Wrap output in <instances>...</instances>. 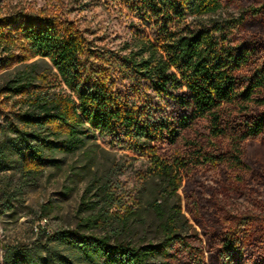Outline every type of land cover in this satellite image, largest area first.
<instances>
[{
    "label": "trees",
    "instance_id": "obj_1",
    "mask_svg": "<svg viewBox=\"0 0 264 264\" xmlns=\"http://www.w3.org/2000/svg\"><path fill=\"white\" fill-rule=\"evenodd\" d=\"M226 1L140 0L144 21L160 28L154 38L142 36L137 48L117 56L119 66L128 77L149 82L157 95L191 110L153 123L143 119L130 98L114 90L107 70L85 67L84 39L74 24L25 13L0 18V73L36 58L49 60L54 69L53 75L18 73L0 90V104L21 97L29 109L0 124V133H14L20 141L25 180L36 183L50 166L61 171L58 154H75L99 136L123 135L170 149L167 156L159 154L158 147L147 149L164 181L165 196L178 197L187 177L209 167H223L242 181L251 171L245 144L264 138V48L255 43L225 47L217 36L219 25L193 27L188 22L189 17L218 12ZM58 85L67 93L47 91ZM95 181L96 188L92 182L83 193L76 228L50 237L68 243L84 263L208 264L213 257L217 264H246L252 258V264H264L257 231L246 236L230 227L215 240L216 247L213 239L207 247L186 235L179 204H153L156 242L121 240L116 231L129 224L134 212L114 211L113 186ZM99 229L113 233H92ZM27 251L11 247L0 264H72L59 256L37 259Z\"/></svg>",
    "mask_w": 264,
    "mask_h": 264
},
{
    "label": "rangeland",
    "instance_id": "obj_2",
    "mask_svg": "<svg viewBox=\"0 0 264 264\" xmlns=\"http://www.w3.org/2000/svg\"><path fill=\"white\" fill-rule=\"evenodd\" d=\"M139 4L140 0H0V18L25 13L74 24L84 39L85 67L107 70L114 90L130 98L144 120L162 122L190 114L189 108H182L171 97L157 95L149 82L128 77L119 66L117 56L137 48L142 36L154 38L160 28L155 22L144 21ZM188 22L193 27L219 25L217 36L225 47L255 43L264 48V0H227L218 12L189 17ZM3 56L0 50V58ZM24 71L53 75L54 69L49 60L41 58L14 65L0 73V90ZM47 91L67 93L60 85ZM3 98L0 93V102ZM28 110L21 97H13L0 104V124L14 121L15 113ZM149 146L158 147L162 156L169 155L168 147L150 145L142 138L99 136L75 154H58L56 158L63 159L62 170L50 166L35 183L22 176L17 135L0 133V262L9 248L16 247L28 249L27 253L37 259L59 256L72 264H87L60 237H50L62 229L76 228L83 193L92 182L96 188L94 180L98 179L113 186L114 211L121 215L134 212L129 224L116 231L121 240L156 242L159 234L153 204H179L183 229L192 240L208 247L213 239L214 248L215 240L230 227L240 228L246 236L257 231L256 245L264 258V138L245 144V163L251 171L242 181L220 166L197 170L185 179L175 198L164 195V181L158 177ZM92 233L101 236L113 231ZM252 262L253 258L246 264ZM208 264L217 263L210 257Z\"/></svg>",
    "mask_w": 264,
    "mask_h": 264
}]
</instances>
